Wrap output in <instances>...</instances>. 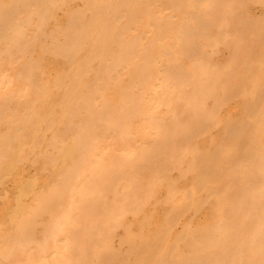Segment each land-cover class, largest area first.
<instances>
[{
    "label": "bare ground",
    "instance_id": "1",
    "mask_svg": "<svg viewBox=\"0 0 264 264\" xmlns=\"http://www.w3.org/2000/svg\"><path fill=\"white\" fill-rule=\"evenodd\" d=\"M0 264H264V0H0Z\"/></svg>",
    "mask_w": 264,
    "mask_h": 264
},
{
    "label": "rangeland",
    "instance_id": "2",
    "mask_svg": "<svg viewBox=\"0 0 264 264\" xmlns=\"http://www.w3.org/2000/svg\"><path fill=\"white\" fill-rule=\"evenodd\" d=\"M259 9H256V11L258 12Z\"/></svg>",
    "mask_w": 264,
    "mask_h": 264
}]
</instances>
